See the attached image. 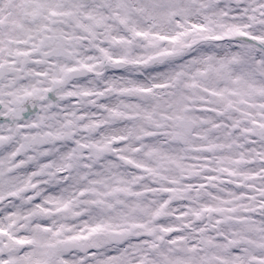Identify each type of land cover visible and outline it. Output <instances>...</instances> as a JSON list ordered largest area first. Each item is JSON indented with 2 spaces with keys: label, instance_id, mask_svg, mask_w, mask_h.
<instances>
[{
  "label": "snow or ice",
  "instance_id": "snow-or-ice-1",
  "mask_svg": "<svg viewBox=\"0 0 264 264\" xmlns=\"http://www.w3.org/2000/svg\"><path fill=\"white\" fill-rule=\"evenodd\" d=\"M0 264H264V0H0Z\"/></svg>",
  "mask_w": 264,
  "mask_h": 264
}]
</instances>
